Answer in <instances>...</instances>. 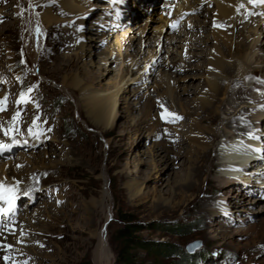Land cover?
Here are the masks:
<instances>
[{
	"label": "rangeland",
	"instance_id": "1",
	"mask_svg": "<svg viewBox=\"0 0 264 264\" xmlns=\"http://www.w3.org/2000/svg\"><path fill=\"white\" fill-rule=\"evenodd\" d=\"M12 1L0 0V20L6 13V25L11 28L5 32L0 28V71H5L0 76V102H3L0 103V108H3L0 111V144L9 145L0 150V162L15 163L18 171L32 168L38 163L56 164L60 171L29 172L34 180L35 189L16 196L15 203L20 204V209L10 214L9 219L43 214L49 210L45 209L46 206H51L52 211L62 210L60 215H63L76 205L83 213L82 220L71 221V227L77 231L72 239V249L67 250L65 242H62L64 240L50 239L49 248L47 244L39 245L32 242L29 243L30 246L27 244L30 255L19 260L18 264H91L87 252L94 240H88V233L90 229L98 228L106 222V238L112 252L113 263L117 244L114 231L122 225L116 212L129 215L134 223L141 226L142 229L136 232L138 238L171 246V253L157 259L161 264H264L262 262L264 250L254 252L264 244V185L261 186L258 182H264V124L258 127L263 141L260 142L258 159L238 168L239 172H233V175L225 165L226 163L235 165L236 162L225 161L221 156V148L234 141L248 139L249 132L244 134L235 133L229 128H224V131L222 129L221 132L225 133V136L216 141L211 152V163L214 167L210 171L203 167L206 175L199 178L198 187L186 192L178 184L184 182L182 180L184 173L190 167L187 159L191 156L189 153L188 157L185 156L189 144L185 139L180 141L179 133L176 131L182 129V126L179 127L180 119L170 121L169 118H162V115L159 118L158 113L157 117L161 124L154 123L157 120L156 109L146 107L150 101L155 103L156 100V103H161L164 100L162 104L165 103L166 89L162 85H166L170 78L174 79L169 82L173 84L172 88L178 99L186 102L197 96V91L204 86L203 74L208 69L207 60L214 42L210 32L211 26L205 28L206 31H197L200 33L199 37L207 39L206 42L200 44L201 47L198 44L189 48L192 54L183 56V61L185 60L189 67L175 70L171 68V63L174 61L178 63L180 50L175 48L176 41L172 38L184 34L181 32L185 29L184 24L173 29L168 21L167 28L171 29L168 32L165 30L164 33L171 39L166 41L162 38V46L159 49L156 42L158 36L155 35L159 33L160 23L151 20L154 6H150L149 2L130 0V8L126 12L128 20L123 25L118 24L119 27L115 29V23L111 24L110 21L112 11L108 7L111 0H90V3H86L82 17L77 13L70 14L71 16L65 14L57 24L41 23L42 27L48 26L46 29L50 30L36 50L29 41L31 27L33 28L35 22L32 13L35 6L26 1L22 6L24 12L22 22L17 24L16 19L19 16L13 12L15 5L6 7ZM154 2L157 6L163 1ZM241 4H244L245 8L242 9L243 15L237 20L231 32L233 41H242L247 35L250 37V33H254L249 29L248 10L250 7L254 9L255 5L253 11L256 12L258 3L253 5L249 0H241ZM48 8L53 9L54 14H61L59 6L55 3L49 4ZM208 8L211 10L214 5ZM210 13L204 15L194 13V17L192 16L194 24L199 21H209L210 24L214 12ZM251 15H254V12ZM79 20L84 22L79 23ZM101 24L110 25L115 29L114 31H110L109 27L106 29L104 41L96 34V28ZM136 24L140 25L138 31H127L131 25ZM192 25L191 28L194 27ZM262 29L264 30V24ZM125 32H128L124 42L125 46L128 45L125 47L127 51L125 53L127 58L129 56L130 59L131 57L134 59L130 66L136 63L135 66L141 67L142 73L140 72L139 79L138 76L137 79H132L136 73L133 71L134 68L130 67V79L123 76L126 79L122 80L121 84L125 90L118 93L116 117L109 127L103 128L100 123L93 122L87 108L90 104H86V100H82L81 96L70 88L62 87L61 78L67 76L69 79L70 76L77 75L92 85L94 92L100 95L113 91L119 80L118 73L121 74L125 67L120 66L122 59L119 57L115 56L112 62L106 64L103 58H108L107 54L111 50L116 51L115 47L117 43L123 41L121 38ZM140 37L142 43L139 42ZM67 39L75 40L77 44L73 43L74 45L63 48ZM80 39L85 40L86 46L95 44L96 47L91 48L92 56H84L77 60L76 58L82 55L78 48ZM191 43L193 45V41ZM234 45L232 42L231 54ZM58 59L64 62L70 59L71 63L74 59L77 64L67 70H59L55 68ZM142 61H146L144 67L146 71L141 66ZM151 63L153 65L149 67ZM250 70L246 76L243 73L240 83L228 89V97L225 96L226 101L218 112L222 120H228L234 111L240 109L248 111L253 105L248 103V100L242 102L243 100L235 98L233 94L239 87H243L242 90L249 89L253 81L258 79L248 74ZM181 75L186 76L184 80L179 78ZM187 86L189 93L183 92ZM249 94L252 99H259V104L264 105V88L251 90ZM14 116L16 119H13ZM134 124L138 125L137 128L133 126ZM179 146L182 149H178ZM198 169L195 168V171ZM206 177L209 179L208 183H204ZM248 187L254 188L257 193H253ZM104 188L108 194L109 212L103 206L104 210H98L97 215L95 214L91 220L84 214L82 204L89 200L99 202ZM244 195V198H239ZM30 197L33 199L32 202ZM44 201L47 202L46 206ZM3 221L9 220L6 217L1 218V225ZM156 223L167 225L177 223L187 227L184 233L173 235L169 231L154 229ZM88 225L92 226L89 228ZM55 226H58L57 230L43 235L47 237L59 234L61 226L58 224ZM15 228L18 232L17 224ZM39 232L41 231L28 233L27 236L38 241L41 239ZM59 237L62 238L60 235ZM195 240H199L200 244L192 251H188L186 245ZM132 252L135 260L141 264L154 262V256L142 248H133ZM33 254L35 256H31Z\"/></svg>",
	"mask_w": 264,
	"mask_h": 264
},
{
	"label": "bare ground",
	"instance_id": "2",
	"mask_svg": "<svg viewBox=\"0 0 264 264\" xmlns=\"http://www.w3.org/2000/svg\"><path fill=\"white\" fill-rule=\"evenodd\" d=\"M26 1H29L31 5L35 6L34 7L35 9L32 11L35 22H34L33 28L31 27L29 41H31V46L37 50L40 47L41 42L44 39L45 35L50 30V28L46 29L48 26L46 28H44L45 25L44 27H42L43 24H46V25L57 24L61 22L62 15L65 16V14L66 16L68 14L72 15L73 13H77L78 15L79 14L81 15L86 10V3H88L90 0H13L11 4H7L6 7H8L9 5H12V6L15 5L13 12H15V14L20 13L18 15L19 16L18 19H16L17 24L22 22L23 13H24L22 10V6ZM140 1L141 2L143 1V3L144 1L146 3L149 2L150 6L151 5L154 6V10H152L153 12L151 13V20L153 19L155 20V22L160 23L159 24L160 26L158 28L159 33L157 32L158 35L157 34L155 35V36H158L156 39V42H158L159 49L162 46V41H163L162 38L165 39L166 41L167 39L168 40L171 39V38L169 39V37H167L164 33L165 30L168 32L171 29L169 27H168L169 29L167 28V24L177 19L178 15H181V13L183 15H186L185 21L183 22L185 29H182L183 31H181L182 33L184 32V34L182 36H177V37L172 38L173 41H176V43L174 42L176 46L175 48H177V50H180L179 57H178L180 59L178 63H175V61L171 63V68L175 70H184L187 67H189L186 64V61L185 60L183 61V56H188V55L190 56L192 54L190 52L191 48L196 47L198 44L200 46V44H204L206 42L207 39L205 40L203 37H199L200 33H197V31L199 32L203 31L205 30V28L209 26H211L210 30H212V31L209 30L210 32H212L211 36H213V40H214V42L212 43L213 44L212 49L210 50L208 60H207L208 61L207 64L209 66L207 65L208 69H206L203 74L204 75L203 76L204 86L200 88V90L197 91L198 93L197 96L195 95L196 97H194L192 100L188 99L186 100V102L185 101L183 102L182 99H178L175 93V90L172 88L173 84H170L172 81H174V79L170 78L169 80L171 82L167 80L168 83H166L165 85L164 84L165 82L162 80L163 79L162 78L161 80L164 82V83L162 82V84H164L162 86H164L166 89L165 95H164V98L166 100L165 103L162 104L164 100H162V97H161V100H162L161 103L159 102L156 103V100H155V103L154 102L152 103L149 100L150 102H148V105H146V107L148 106L151 109L153 108L156 109V112H155L156 117H157V114L159 113V118H161V115L162 113H164L165 109H167L169 113H174L175 116L181 117L179 121L180 122L179 127L182 126V129L181 131H178V129L176 131L177 133H179L180 141L182 139H185V141H187V143L189 144V147L185 152V156H187L189 153V156H191V158L189 157L190 159H187L190 167H188V170L185 171L184 173V179H182L184 180V182H180L178 186L183 188L186 192L193 191L196 187H198L199 178H202L205 174L203 172L204 168H208V171H210V169L214 167L213 164L211 163V158H212L211 152L214 149L216 141L219 138H222L223 136H225V133L221 132L222 129L224 131V128H229L235 133L245 134L246 132H249L248 139L245 138V140H239L236 142L234 141V143L221 148V156L225 159V161L230 162V163L236 162V164H238L236 166V164L230 165L226 163L225 165L226 169L228 171H231L232 175H233V172L238 173L239 172L237 170L238 168L240 167L242 168V166L247 165L248 163L251 164V162H254V160L258 159L260 142L262 139V137L259 134L258 127L260 124L262 123L264 124V119H260V117L264 118V105L259 104V101H260L259 99H256V100L252 99L250 96L251 93L249 94V92L254 89L264 88V30L262 29V24H264V3H258V6H257L258 8L256 12L253 11L255 10L254 3H253L254 9L250 7L248 10V15L250 14L249 15V22H250L249 29L253 30L254 33H250L251 34L250 37L247 35V37H249L248 40L246 37V39L242 41H233L231 32L233 31V28L236 26L237 20H239V18H241V16L243 15L242 9L245 8L243 6L244 4L243 5L241 4V0H212V2H208L206 4L202 3L205 0H200L201 1L200 3L202 4L196 3V0H190V1L185 0L184 2L180 4V6L179 5L177 6L178 7L177 12H173V10L170 7L172 0H162L163 1L162 4L161 3L157 4V6H155V2H154V1L157 2V0H140ZM206 1H210V0H206ZM51 3H55L59 6L61 14L59 13L54 14V12L52 11L53 9L50 10L48 8L49 4ZM211 4L214 5V8L210 10L208 7H210ZM89 5L90 4H87V6ZM44 6L46 7L43 9ZM108 7L112 11V17L110 16L111 17L110 21H111V24L115 23L114 24L115 29H117L119 25H123L124 23H126V21L128 20L126 17V12L130 8V0H111L109 1ZM196 12L203 14V15L205 13L214 12V15L211 16L210 24L208 23L209 21L207 22L199 21L196 24H194L193 17H194V13ZM252 12H254V15H251ZM5 16H6V13H5ZM5 16L3 18L1 17L2 20H0V26H1L0 28L2 32L11 30L10 26L6 25L7 21H6ZM108 20L109 19H106V21ZM79 21H78L79 23L84 22L83 20H79ZM191 25L194 27L191 28ZM108 27L110 28V31L115 30L114 28H111L110 25H103V24H101L100 26L96 28V34L103 41H104V37L106 34L105 31ZM139 29H140V25L136 24V25H131L127 31L128 32L130 30L138 31ZM29 31H30V27H29ZM128 32H125L124 34H122L123 37L121 38V40L123 39V41H121V43L119 42V44L117 43V47H115L116 51L114 52V50L113 51L111 50V52L107 54L108 58H103V61L106 64V63L112 62L111 60L115 58V56L119 57V59H122L120 61V66L125 67L124 70L123 69L121 70V74L120 72L119 73L117 72L119 74V78H118L119 80L116 82V85L113 91H109V92H106L105 94L100 95L98 94V92H94V90L91 88L92 85L88 84L87 81H85L82 78H79L77 75L70 76L69 79L67 78V76H62L61 78L62 87L70 88L72 91L79 94L82 100H86V104L88 103L90 104L87 108H89L88 110H89L90 115L92 116L93 122L100 123L103 128L109 127L113 123L114 118L116 117V114H117L116 104L118 100V93L120 91L124 92L125 90L123 89L124 86L121 84V81L126 79V77L127 79H130L129 75H130L131 68L132 69L134 68L133 71H135L136 73L132 79H135V78L137 79L136 76H138V79L141 77V74H140L141 67L138 68L137 66H135L136 63H133L131 67L130 66L131 62L134 59H132L131 57L132 59L131 60L129 56H128L129 58L128 59L127 54L125 53L126 51L125 47L126 46L128 47V45L126 44L125 46L124 42H125V39H127L126 34ZM82 37L83 36H81V38ZM207 38L209 39L210 37H207ZM90 40L91 42L93 41V39H90ZM74 41L75 40L67 39L63 45V48L70 46L73 43H76ZM84 41L85 40H81L78 42V45H79L78 48L80 52L82 53V55L78 56L76 58L77 60L78 58L80 59V58H83L84 56H92L93 53H92L91 48L94 46V49H95L96 47L95 44H90L86 46ZM192 41H193V45L191 43ZM139 42L142 43V38H141V41ZM232 42L233 44H235L234 45L235 48L233 47L234 50L231 54L230 49L232 47L231 46ZM206 53H204V55ZM232 57L234 58L231 60L230 58ZM125 59H128V60H125ZM150 60H152V58L149 59V61ZM124 61H127V62H124ZM68 62H64L62 59H58V62H57L58 64L56 63L55 68L59 70L61 69L67 70L68 68L74 67V65L77 64V62H75L74 59L72 63L71 61L69 63ZM152 65H153L152 63L149 64V67H152ZM141 66L144 69V67L146 66V61L143 62ZM197 66H200V65H197ZM250 68L252 69L250 70ZM144 70L146 71V69ZM248 70H250L248 74H251V76H255L258 79L253 81V84L252 86H250L249 89L242 90L243 87H239L233 94L235 98L243 100L242 102H244L245 100H248V103H252L253 105H251V108L248 109V111L245 109H240L237 112L234 111L232 113V116L228 120L226 121L222 120L221 118H219L218 112L222 108L223 103L226 101L225 96L228 97V94H227L228 89L231 88L230 86L240 83L243 79V73H245L244 75L246 76ZM4 72L5 71L1 70L0 76L4 74ZM171 73L172 75H174L173 72ZM177 73L179 74V72ZM123 76H126V77L124 78ZM188 76H191V75H188ZM184 77L186 76H183V75L179 76L181 80H184L185 79ZM183 90H184L183 92L189 93L188 86L186 87V89H183ZM161 94H162V91H161ZM156 95L158 94L156 93ZM161 105H163V107H161ZM195 106L197 107L195 108ZM167 118H169L170 121H172L173 119H176L174 116H169ZM204 122H206V124ZM154 123L161 124L160 121L158 120V117H157V120L154 121ZM137 124H134L133 126L136 127L138 126ZM178 149H182V147L179 146ZM47 154H49V152H47ZM29 159L28 160L26 159V161L28 162ZM18 162L21 163L22 160L20 161L18 160ZM0 166H2L0 169V185H3V189L13 190L11 192H7L9 193L8 194L9 197H14L13 199L14 206L12 210L15 209V205L17 207L18 203H15V202H16V196L18 194L22 192L32 191L33 189H35L34 180L29 172L40 171V170H44L46 172L60 171V169L57 168L56 164L55 165L54 164H50V165L44 164L43 165V164L38 163L37 165H33L32 168L31 167L24 168L19 171L16 169L15 163H12L10 161H4L3 163L0 164ZM195 168H199L198 170H196L197 175H196ZM12 182L14 183L15 187H13ZM208 182H209V179L206 177L204 179V183H208ZM249 182H252V181H249ZM258 182L261 186L264 185V182L262 181H258ZM223 183L226 184L227 181L225 182L223 181ZM3 189H0V196L6 195L4 194L6 192ZM249 189L253 193H257L254 190V188H249ZM107 196H108L107 190L104 188L102 191V195H101L102 199L99 202H96L94 200L84 201L82 204L84 214L88 216L89 218H91L92 220V218L95 217L96 212L98 210L101 211L103 206L105 210H108L109 212ZM244 197L245 195L239 198H244ZM31 199L32 198L30 197V201L32 202L33 199L32 200ZM44 205L45 206L47 205L46 201H44ZM8 206L9 205H8L7 200L0 199V208H7ZM45 209H49V210L48 211L46 210L43 214H36L33 217L28 216V213L26 212L28 216V218L26 217L27 219L22 218L23 217L22 216L21 218H19L21 219L20 221L17 218L15 219L12 218L13 220L10 219L7 222L3 221L4 223H2V225L0 224L1 225L0 226V264H18L19 260H23L27 257V255L28 256L30 255V253L27 251L28 249L27 247H29L30 246L29 243H32V242H36L39 245L47 244V247L49 248L51 244L50 239L64 240L62 242H65L64 244L67 250L72 249V239L74 238V235L75 233H77V231H75L74 228L71 227V221L76 220V219L82 220L83 219V213H81L82 210L79 209L78 206L75 205V207L69 210L68 213L60 215L62 213V210L57 209V210L52 211L51 206H46ZM11 211L7 213L0 212V219L3 217H6ZM106 223L101 225L98 228L94 227L95 229L93 230L90 229L88 233L89 234L88 240L89 239L94 240V242L92 241L93 243L90 245V247L88 248V252H87L89 253V256L91 258V264H112V252L110 250V247L108 245L107 238H106V228H105ZM16 224L18 226V232L15 230ZM57 224L61 226V230H60L61 232L59 234L57 235L51 234L52 236L49 235L47 237L43 235L44 233H50L51 231L57 230L58 226H55ZM91 226L92 225H88L89 228ZM37 230L41 231L39 232L41 233L40 240L37 241V240L28 238L27 236L28 233H33ZM59 235L62 236V238L59 237ZM261 247H258L254 252L258 253L264 250V244ZM31 256H35V255L33 254ZM5 257H7V259H5ZM262 262L264 263V260Z\"/></svg>",
	"mask_w": 264,
	"mask_h": 264
},
{
	"label": "trees",
	"instance_id": "3",
	"mask_svg": "<svg viewBox=\"0 0 264 264\" xmlns=\"http://www.w3.org/2000/svg\"><path fill=\"white\" fill-rule=\"evenodd\" d=\"M116 215L122 225L114 231V239L116 241L115 259L113 264H141L135 260L133 248H142L154 256L152 264H161L158 258L172 252L171 246L165 243H155L138 238L136 232L141 228L140 225L133 222L132 218L125 214L116 212ZM187 225H179L177 223L165 224L156 223L153 226L157 230L169 231L170 234L180 235L186 231Z\"/></svg>",
	"mask_w": 264,
	"mask_h": 264
},
{
	"label": "snow or ice",
	"instance_id": "4",
	"mask_svg": "<svg viewBox=\"0 0 264 264\" xmlns=\"http://www.w3.org/2000/svg\"><path fill=\"white\" fill-rule=\"evenodd\" d=\"M250 3H264V0H249ZM20 13H18L19 15ZM6 100V98H5ZM0 103H3V102H0ZM161 107H163V105H161ZM3 108H0V111H2ZM18 116V114H17ZM169 116H174L176 119H180L181 117H178V116H175L174 113H169L167 111V109L164 110V113H162V118H167ZM13 119H16V116L13 117ZM5 135H7V132H5ZM5 147H9V145H3V144H0V150H2L3 148ZM0 189H3V185H0ZM6 193L7 192H11L13 191L12 189H3ZM0 199H5L8 201V207L7 208H0V212H3V213H7L9 211L12 210L14 204H13V199L14 197H9L8 195H4V196H0ZM5 259H7V257H5Z\"/></svg>",
	"mask_w": 264,
	"mask_h": 264
},
{
	"label": "water",
	"instance_id": "5",
	"mask_svg": "<svg viewBox=\"0 0 264 264\" xmlns=\"http://www.w3.org/2000/svg\"><path fill=\"white\" fill-rule=\"evenodd\" d=\"M200 244L199 240L192 241L186 245V249L188 251H192L195 247H197ZM113 264V263H112Z\"/></svg>",
	"mask_w": 264,
	"mask_h": 264
}]
</instances>
